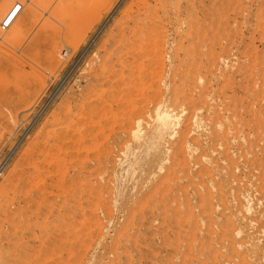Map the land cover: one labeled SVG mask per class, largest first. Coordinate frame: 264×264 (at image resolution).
Segmentation results:
<instances>
[{
  "label": "rangeland",
  "instance_id": "obj_1",
  "mask_svg": "<svg viewBox=\"0 0 264 264\" xmlns=\"http://www.w3.org/2000/svg\"><path fill=\"white\" fill-rule=\"evenodd\" d=\"M101 1L0 0V264H264V0Z\"/></svg>",
  "mask_w": 264,
  "mask_h": 264
},
{
  "label": "bare ground",
  "instance_id": "obj_2",
  "mask_svg": "<svg viewBox=\"0 0 264 264\" xmlns=\"http://www.w3.org/2000/svg\"><path fill=\"white\" fill-rule=\"evenodd\" d=\"M4 1H6V0H4ZM100 1H101V0H100ZM137 1H138V0H137ZM139 1H140L141 4H142V2H143L144 0H143V1H142V0H139ZM145 1H147V0H145ZM145 1H144V2H145ZM155 1L158 2V3H156V4H159L162 8H163V6H166V5H167V4H166V1H164V0H154V2H155ZM163 1H164V2H163ZM20 2H21V0H20ZM34 2H35V1H34ZM91 2H92V1H91ZM98 2H99V1H98ZM101 2H102V1H101ZM150 2H151V1H150ZM22 3H23V2H21V4H22ZM35 3L37 4V2H35ZM38 3H39V2H38ZM41 3H42V2H41ZM86 3H87V2H86ZM152 3H153V2H152ZM90 4H91V3H90ZM98 4H99V3H98ZM141 4H140V5H141ZM29 5H30V4H29ZM32 5H33V3H32ZM81 5H82V4H81ZM95 5H96V3H95ZM135 5H136V4H135ZM168 5H169V3H168ZM170 5H171V3H170ZM14 6H15V5H14ZM36 6H37V5H36ZM83 6H84V5H83ZM143 6H144V5H143ZM171 6H172V5H171ZM15 7H16V6H15ZM15 7H14V8H15ZM41 7H42V6H41ZM129 7H130V6H129ZM131 7H133V6L131 5ZM131 7H130V10H131ZM135 7H138V6H135ZM139 7H140V6H139ZM146 7H147V6H146ZM14 8H13V9H14ZM34 8H35V7H34ZM79 8H80V7H79ZM79 8H78V9H79ZM84 8H85V7H84ZM158 8H159V7H158ZM158 8H157V9H158ZM170 8H171V7H170ZM13 9H11V10H13ZM32 9H33V8H32ZM82 9H83V8H82ZM128 9H129V8H128ZM128 9H127V10H128ZM159 9H160V8H159ZM33 10H34V9H33ZM44 10H45V9H44ZM85 10H86V9H85ZM98 10H99V9H98ZM146 10H147V9H146ZM162 10H165V9H162ZM176 10H177V9H176ZM34 11H35V10H34ZM89 11H90V10H89ZM92 11H93V10H92ZM95 11H96V10H95ZM131 11H137V9H136V10H133V9H132ZM154 11H155V10H154ZM159 11H160V10H159ZM180 11H181V10H180ZM2 12H3V11H2ZM21 12H22V11H21ZM30 12H31V11H30ZM81 12H82V11H81ZM149 12H150V11H149ZM161 12H162V11H161ZM178 12H179V11H178ZM14 13H15V12H14ZM32 13H33V12H32ZM131 13H132V12H131ZM136 13H137V12H136ZM158 13H159V12H158ZM85 14H86V13H85ZM92 14L94 15V13H92ZM95 14H97V13H95ZM133 14H134V12H133ZM137 14H138V13H137ZM137 14H136V15H137ZM140 14H141V13H140ZM140 14H139V15H140ZM154 14H155V13H154ZM166 14L169 15L167 12H166ZM82 15H83V13H82ZM93 15H92V16H93ZM128 15H129V14H128ZM131 15H132V14H131ZM139 15H138V16H139ZM167 15H166V16H167ZM76 16H77V15H76ZM84 16H85V15H84ZM90 16H91V15H90ZM141 16H142V15H141ZM141 16H140V18H141ZM77 17H78V16H77ZM127 17H128V16H127ZM134 17H135V16H134ZM131 18H132V16H131ZM142 18H143V17H142ZM73 19H74V18H73ZM83 19H84V18H83ZM152 19H153V18H152ZM91 20H92V19H91ZM91 20H90V22H91ZM122 20H123V19H122ZM141 20H142V19H141ZM150 20H151V19H150ZM154 20H155V18H154ZM73 21H74V20H73ZM81 21H82V20H81ZM84 21H85V19H84ZM127 21H129V20H127ZM127 21H126V23H127ZM131 21H134V19L131 20ZM136 21H137V20H136ZM139 21H140V20H139ZM82 22H83V21H82ZM150 22H151V21H150ZM88 23H89V22H88ZM122 23H123V22H122ZM126 23H125V24H126ZM139 23H141V22H139ZM151 23H152V22H151ZM154 23H155V22H154ZM74 24H75V23H74ZM83 24H84V23H83ZM123 24H124V23H123ZM128 24H129V23H128ZM135 24H137V23H135ZM142 24H144V23H142ZM146 24H148V23H146ZM149 24H150V23H149ZM129 25H130V24H129ZM129 25H128L127 27H129ZM118 26H119V25H118ZM125 26H126V25H125ZM125 26H124V27H125ZM131 26H132V25H131ZM134 26H135V25H134ZM134 26H133V27H134ZM148 26H149V25H148ZM72 27H73V26H72ZM136 27H137V25H136ZM138 27L140 28V26H138ZM75 28H76V27H75ZM119 28H121V27H119ZM125 28H126V27H125ZM148 28H149V27H148ZM148 28H146V29H148ZM117 29H118V28H117ZM127 29H128V28H127ZM131 29H132V28H131ZM137 29H138V28H137ZM142 29H143V28H142ZM119 30H121V29H119ZM125 30H126V29H125ZM125 30H124V31H125ZM132 30H133V29H132ZM117 31H118V30H117ZM117 31H116V34H119ZM135 31H136V30H135ZM138 31H140V30H138ZM138 31H137V32H138ZM147 31H148V30H147ZM121 33H123V32L120 31V34H121ZM127 33H128V32H127ZM129 33H130V29H129ZM138 33H139V32H138ZM138 33H137V34H138ZM146 33H147V32H146ZM131 34H132V32H131ZM149 34H151V33H149ZM124 35H125V37H126V34H124ZM124 35H123V36H124ZM134 35H135V34H134ZM142 35H143V34H142ZM147 35H148V34H147ZM131 36H132V35H130V37H131ZM138 36H139V35H138ZM84 37H85V36H84ZM115 37H116V36H115ZM135 37H137V35H136ZM147 37H149V36H147ZM150 37H152V36H150ZM78 38H79V37H78ZM122 38H123V37H122ZM126 38H128V35H127ZM137 38H138V37H137ZM111 39H113V37H111ZM133 39H134V38H132V40H133ZM135 39H136V38H135ZM114 40H115V39H114ZM117 40H118V39H117ZM125 40L127 41L128 39H125ZM132 40H130V42H131ZM138 40L141 41V43L144 42V41L142 40V38H138ZM60 41H61V40H60ZM119 41H120V40H118V42H119ZM134 41H135V40H134ZM134 41H133V42H134ZM139 41H138V42H139ZM142 41H143V42H142ZM111 42H112V41H111ZM115 42L117 43V41H114V43H112L114 46H115V44H116ZM121 42H122V41H121ZM121 42H119V43H121ZM128 42H129V41H128ZM128 42H127V43H128ZM79 43H80V42H79ZM125 43H126V42L124 41V44H125ZM131 43H132V42H131ZM72 44H73V43H72ZM144 44H145V43H144ZM147 44H148V43H147ZM56 45H57V44H56ZM76 45H78V44L76 43ZM117 45H119V44H117ZM134 45H135V44H134ZM137 45H138V44H137ZM137 45H135V46H137ZM114 46H113V47H114ZM120 46H121V45H120ZM120 46H118V47H120ZM122 46H123V45H122ZM122 46H121V47H122ZM135 46L133 47V45H132V48H135ZM140 46L142 47V44H141ZM140 46H139V48H140ZM59 47H60V46H59ZM74 47H75V46H74ZM113 47H112V48H113ZM124 47H126V46H124ZM128 47H129V46H127V48H128ZM130 47H131V46H130ZM139 48L137 47V50L140 51L141 48H140V49H139ZM146 48H147V47H146ZM74 49H75V48H74ZM59 50H60V49H59ZM115 50H116V49H114V51H113L114 53H113V54H116ZM131 50H132V49H131ZM133 50H135V49H133ZM137 50H136V53H138ZM107 51H109L108 54H110L111 49H110V50H107ZM116 51L118 52V50H116ZM122 51H123V50H122ZM144 51H146V50L144 49ZM131 52H132V51H131ZM131 52H130V54H131ZM133 52H134V51H133ZM133 52H132V53H133ZM142 52H143V50H142ZM124 53H126V52H124ZM124 53H121V54H123V56H124ZM130 54H129V55H130ZM140 54H141V53H140ZM104 55H105V54H104ZM116 55H117V54H116ZM126 55H127V54H126ZM126 55H125V56H126ZM136 55H137V54H136ZM138 55H139V54H138ZM138 55H137V56H138ZM108 56H110V55H108ZM120 56H121V57H120ZM137 56H136V57H137ZM110 57H115V56H110ZM117 57L124 58V57H122V55H119V56H117ZM129 57H130V56H128V58H129ZM141 57H142V56H141ZM104 58H107V56H104ZM125 58H127V57H125ZM138 58H140V57H138ZM109 59H110V58H109ZM109 59L107 58V60H109ZM111 59H112V58H111ZM118 59H119V58H118ZM133 59H134V58H133ZM103 60H104V59H103ZM115 60H116V59H115ZM115 60H114V61H115ZM135 60H136V59H134V61H135ZM137 60H138V59H137ZM112 61H113V60H112ZM116 61H118L117 63H118V65H119V64H120V63H119V60H116ZM116 61H115V62H116ZM125 61H127V60H125ZM115 62H113V63H115ZM136 62H137V61H136ZM138 62H139V60H138ZM105 63H106V61H105ZM109 63H110V62H109ZM122 63H124V62H122ZM134 63H135V62H134ZM130 64H131V63H130ZM101 65H102V63H101ZM107 65H108V63H107ZM120 65H121V64H120ZM105 66H106V65H105ZM122 66H124V65H122ZM128 66H130V65H128ZM100 67H101V66H100ZM119 67H120V66H119ZM102 68H104V66L101 67V68H99V69L101 70ZM109 68H111V67L109 66ZM112 68H113V67H112ZM121 68H123V67H121ZM129 68H130V67H129ZM99 69H97V70H99ZM104 69H105V68H104ZM104 69H103V70H104ZM106 69H107V66H106ZM113 69H114V70H117L116 68H113ZM123 69H124V68H123ZM126 69H127V68H126ZM127 70H129V69H127ZM111 71H113V70H111ZM118 71H119V69H118ZM120 71L122 72L121 69H120ZM100 72H101V71H100ZM104 72H105V71H103V73H104ZM107 72H108V71H107ZM107 72H106V73H107ZM113 72L115 73V72H117V71H113ZM129 72H130V71H129ZM110 73H112V72H110ZM114 73H112V74L115 75ZM117 73H119V72H117ZM126 74H128V73H126ZM95 75H96V74H95ZM95 75H94V76H95ZM101 75H103V74H101ZM120 75H121L120 77H121V79H122V78H123V77H122L123 73H122V74L120 73ZM128 75H129V74H128ZM130 75H132V74H130ZM118 76H119V74L116 75V77H113V76H112V78L115 79V78H117ZM124 76H127V75H124ZM100 77H101V76H100ZM100 77H99V78H100ZM120 77H119V78H120ZM96 78H97V77H96ZM103 78H104V76L102 77V79H103ZM124 78H125V77H124ZM127 78H130V77L128 76ZM105 79H106V77H105ZM107 79H108V78H107ZM112 80H113V79H112ZM122 80H123V79H122ZM102 81H103V80H102ZM113 81L115 82V80H113ZM116 81H117V80H116ZM120 81H121V80H120ZM108 82H109V80H108ZM124 82H125V80H124ZM124 82L122 81V84H123ZM98 83H100V82H98ZM111 83H112V82H111ZM115 83H116V85H118L117 82H115ZM100 84H101V83H100ZM122 84H121V86H122ZM108 85H110V83H108ZM111 85H112V84H111ZM123 85H124V84H123ZM97 87H98V86H97ZM110 87H112V86H110ZM115 87H116V86H115ZM115 87H114V89H115ZM94 88H95V87H94ZM106 88H107V87H106ZM106 88H105V89H106ZM108 88H109V86H108ZM92 89H93V88H92ZM101 89H102V88L100 87V91H102ZM110 89H111V88H110ZM90 90H91V89H90ZM98 90H99V89H97V91H98ZM93 91L96 92V90H94V89H93ZM108 91H109V89H108ZM115 91H116V90H115ZM95 92H94V93H93V92H90V93H92V94H97V93H95ZM109 92H110V91H109ZM84 93H85V92H84ZM88 93H89V92H88ZM111 93H112V92H111ZM92 94H91V95H92ZM107 94H108V93H107ZM152 95H153V94H151V97H152ZM154 95H155V94H154ZM88 96H89V95H88ZM94 96H96V95H93V97H94ZM89 97H90V96H89ZM97 97H98V95H97ZM151 97H150V98H151ZM155 97H156V96H155ZM155 97H154V98H155ZM87 98H88V97H87ZM154 98H152V99H154ZM97 99H98V98H97ZM97 99H94V100H97ZM152 99H151V100H152ZM87 100H88V99H87ZM89 100H91V98H90ZM148 100H149V98H148ZM151 100H150V101H151ZM97 101H99V100H97ZM100 101H101V99H100ZM102 101H103V98H102ZM152 101H153V100H152ZM152 101H151V102H152ZM159 101H160V100H159ZM87 102H88V101H87ZM104 102H105V101H103L102 103H104ZM156 102H157V101H156ZM99 103H100V102H99ZM99 103H98V104H99ZM102 103H100V104H102ZM105 103H106V102H105ZM152 103H153V102H152ZM98 104L95 103V105H98ZM154 104H155V103H154ZM79 105H80V104H79ZM84 105H85V104H84ZM93 106H94V104H93ZM81 107H82V106H81ZM98 107H99V105H98ZM145 107H146V106H145ZM89 108H90V107H89ZM99 108H100V107H99ZM83 109H84V108H83ZM89 110H90V109H89ZM99 110H100V109H99ZM78 111H79V109H78ZM85 111H86V110H85ZM87 111H88V110H87ZM92 111H93V110H92ZM140 111H141V110H140ZM143 111H145V110H143ZM90 112H91V111H90ZM94 112H95V110H94ZM152 112H153V111H152ZM87 113H88V112H87ZM91 113H92V112H91ZM91 113H90V114H91ZM137 113L139 114L138 116H140V113H139V112H137ZM83 114H84V113H83ZM92 114H95V113H92ZM134 114H135V113H134ZM134 114H133V115H134ZM80 115H81V114H80ZM96 115H97V114H96ZM96 115H92V116H96ZM84 116H85V115H84ZM84 116H83V117H84ZM90 116H91V115H90ZM100 116H101V115H100ZM134 116H135V115H134ZM141 116H142V114H141ZM97 117H98V116H97ZM129 117H130V116H129ZM86 118H87V117H86ZM90 118H91V117H90ZM134 118L136 119L137 117H134ZM131 119H132V118H131ZM131 119L129 120V123H127V124L131 125L130 123L133 122V120L131 121ZM142 119H143V118H142ZM72 120H73V119H72ZM74 120H78V119H74ZM88 120H89V119H88ZM91 120H92V119H91ZM126 120H127V118H126ZM80 121H81V120H80ZM82 121H83V120H82ZM89 121H90V120H89ZM130 121H131V122H130ZM157 121H158V123H159V127H160L162 130H168V129L171 127L172 123H173V121H172V115H171V113H170L169 111H164V112L158 114V116H157ZM71 122H72V121H71ZM93 122H94V121H93ZM58 123H59V122H58ZM77 123H78V122H77ZM77 123H76V124H77ZM79 123H81V122H79ZM82 123H83V122H82ZM95 124H96V123H95ZM132 124H133V123H132ZM70 125H71V124H70ZM77 125H78V124H77ZM84 125H85V124H84ZM90 125H91V124H90ZM96 125H97V124H96ZM133 125H134V124H133ZM133 125H132V126H133ZM57 126H58V125H57ZM66 126H67V125H66ZM66 126H65V127H66ZM72 126H73V125H71V127H72ZM80 126H81V125H80ZM88 126H89V125H88ZM77 128H78V127H77ZM81 128H82V127H81ZM72 129H73V128H72ZM100 129H101V128H100ZM98 130H99V128H98ZM78 132H80V131L78 130ZM96 132H98V131L96 130ZM96 132H95V133H96ZM99 132H101V131H99ZM99 132H98V133H99ZM70 133H72V132H70ZM73 133H76V130H75V132H73ZM80 134H81V133H80ZM91 135H92V134H91ZM82 136H83V135H82ZM64 137H65V136H64ZM73 137H74V136H73ZM79 137H80V135H79ZM83 137H84V136H83ZM86 138H87V137H86ZM86 138H85V139H86ZM65 140H66V139H65ZM70 140H71V139H70ZM63 141H64V140H63ZM52 142H53V141H52ZM83 143H84V142H83ZM55 144H56V143H55ZM73 144H74V143H73ZM57 145H58V144H57ZM77 145H78V144H77ZM63 146H65V145H63ZM57 147H58V146H57ZM57 147H56V149H57ZM82 147H84V146H82ZM76 149H77V148H76ZM73 150H74V149H73ZM56 152H57V151H56ZM66 152H67V151H66ZM79 152H80V151H79ZM56 154H57V153H56ZM56 154H55V156H56ZM47 156H48V154H47ZM53 156H54V154H53ZM55 156H54V157H55ZM57 156H58V154H57ZM57 156H56V157H57ZM76 156H78V154H76ZM49 157H50V156H49ZM56 157H55V158H56ZM58 157H59V156H58ZM52 158H53V157H52ZM81 158H82V157H81ZM50 159H51V158H50ZM58 159H59V158H58ZM91 159H92V158H91ZM91 159H90V160H91ZM83 160H84V159H83ZM85 160H86V159H85ZM93 160H94V158H93ZM96 160H97V159H96ZM51 161H52V160H51ZM88 161H89V159H88ZM45 162H46V161H45ZM64 162H65V161H64ZM96 162H97V161H96ZM52 163H53V162H52ZM79 163H80V162H79ZM43 164H44V163H43ZM48 164H50V161H49ZM64 164H65V163H64ZM85 164H87V163H85ZM96 164H97V163H96ZM40 165H41V164H40ZM50 165H52V164H50ZM57 165H59V164H57ZM76 165H77V164H76ZM88 165H89V164H88ZM48 166H49V165H48ZM39 167H40V166H39ZM51 167H52V166H50V168H51ZM36 168H37V167H36ZM56 169H57V168H55V170H56ZM62 169H63V167H62ZM65 170H66V169H65ZM67 170H68V169H67ZM59 171H60V170H59ZM61 171H63V170H61ZM78 171H79V170H78ZM78 171H77V173H78ZM87 171H88V170H87ZM39 172H41V171H39ZM49 172H51V170H50ZM79 172H82L81 169H80ZM85 172H86V171H85ZM47 173H48V172H47ZM58 173H59V172H58ZM60 173H61V172H60ZM77 173H74V175L77 174ZM88 173H89V172H88ZM61 174H63V173H61ZM65 174H66V173H65ZM67 174H68V173H67ZM78 174H79V173H78ZM80 174H81V173H80ZM89 174H90V173H89ZM89 174H88V175H89ZM35 175H36V174H35ZM49 175H50V173H49ZM52 175H53V174H52ZM58 175H59V174H58ZM33 176H34V175H32V179H33ZM50 176H51V175H50ZM76 176L78 177V175H76ZM68 177H70V176H68ZM68 177H67V179H68ZM74 177H75V176H74ZM74 177H72V175H71V178H74ZM77 177H76V178H77ZM88 177H89V176H88ZM35 178L37 179L38 176L35 177ZM35 178H34V179H35ZM55 178H56V177H55ZM60 178H61V177H60ZM60 178H59V179H60ZM79 178H80V176H79ZM34 179H33V180H34ZM36 179H35V180H36ZM40 179H41V178H40ZM48 179H49V178H48ZM51 179H52V178H51ZM77 179H78V178H77ZM37 180H38V179H37ZM49 180H50V179H49ZM60 180H63V182H64V178H63V179H60ZM60 180L58 181V180L56 179V182H57V181H58V182H62V181H60ZM72 181H73V180H72ZM84 181H85V180H84ZM29 182H30V181H29ZM35 182H36V181H35ZM45 182H46V181H45ZM52 182H53V181H52ZM33 183H34V182H33ZM36 183H38V181H37ZM67 183H68V182H67ZM75 183H76V182H75ZM78 183H82V182L79 180ZM78 183H77V184H78ZM85 183H86V182H85ZM39 184H40V181H39ZM45 184H46V183H45ZM45 184H43V185H45ZM62 184H63V183H62ZM69 184H70V183H69ZM34 185H35V183H34ZM37 185H38V184H37ZM53 185H54V184H53ZM58 185H59V184H58ZM58 185H57V186H58ZM86 185H87V184H86ZM32 186H33V185H32ZM35 186H36V185H35ZM35 186H34V187H35ZM47 186H48V185H47ZM49 186H50V185H49ZM76 186H78V185H76ZM27 187H28V186H27ZM54 187H55V186H54ZM59 187H60V185H59ZM59 187H58V188H59ZM69 187H70V186H69ZM79 187H81V186L79 185ZM101 187H102V186H101ZM28 188H29V187H28ZM36 188H37V187H36ZM60 188H61V187H60ZM82 188H83V187H82ZM33 189H34V188H33ZM48 189H49V188H48ZM67 189H68V186H67ZM75 189H76V188H75ZM64 190H65V189H64ZM83 190H85V189L83 188ZM83 190H82V191H83ZM86 190H89V187L86 188ZM93 190H94V189H93ZM93 190H92V191H93ZM95 190H96V189H95ZM95 190H94V191H95ZM28 191H29V190H28ZM30 191H31V189H30ZM32 191H33V190H32ZM36 191H37V190H36ZM36 191H33V192H36ZM67 191H68V190H67ZM90 191H91V189H90ZM25 192H26V191H25ZM62 192H63V191H62ZM62 192H61V193H62ZM64 192H66V191H64ZM70 192H71V189H70ZM72 192H73V190H72ZM83 192H84V191H83ZM86 192H87V191H85V194H86ZM96 192H97V191H95V193H96ZM99 192H100V191H99ZM38 193H39V191H38ZM45 193H46V192H45ZM47 193H48V192H47ZM56 193H57V192H56ZM74 193H76V192H74ZM87 193H88V192H87ZM6 194H7V195L9 194V193H8V187H7V185H4V186L0 187V243L3 244V242H6V244H7L8 247H9V246L11 245V242H12V236H13V232H14V229H15V226H16V225H15V220H14V207H13L14 204L11 203V204L8 205L7 207L3 206V204H2V201L4 200ZM42 194H43V193H42ZM66 194H67V192H66ZM77 194H78V193H76V195H77ZM83 194H84V193H83ZM26 195H27V193H26ZM35 195H36V194H35ZM45 195H46V194H45ZM59 195H60V194H59ZM69 195H71V193H69L68 196H69ZM87 195H88V194H87ZM90 195H91V194H90ZM90 195H89V196H90ZM27 196H29V195H27ZM39 196H40V195H39ZM46 196H47V195H46ZM52 196H53V195H52ZM83 196H84V195H83ZM93 196H95V195H93ZM6 197H7V196H6ZM36 197H37V196H36ZM54 197H55V196H54ZM63 197H64V196H63ZM65 197H67V196L65 195ZM76 197H78V196H76ZM68 198H70V196H69ZM68 198H67V199H68ZM73 198H74V197H73ZM17 199H18V198H17ZM19 199H20V198H19ZM43 199H44V198H43ZM61 199H63V198H61ZM61 199H60V200H61ZM80 199H81V197H80ZM91 199H93V197H91ZM60 200H59V201H60ZM81 200H84V199H81ZM87 200H88V199H87ZM77 201H79V198L77 199ZM85 201H86V199H85ZM89 201H91V200H88V202H89ZM32 202H33V201H32ZM64 202H65V201H64ZM75 202H76V201H75ZM17 203H18V202H17ZM22 203H23V202H22ZM26 203H27V202H26ZM47 203H48V201H47ZM60 203H61V202H60ZM67 203H68V202H67ZM67 203H66V204H67ZM80 203H81V201H80ZM82 203H84V202H82ZM33 204H34V203H33ZM43 204H44V203H43ZM66 204H65V205H66ZM73 204H74V203H73ZM76 204H77V202H76ZM76 204H75V207H77ZM78 204H79V203H78ZM87 204H89V203H87ZM27 205H28V203H27ZM51 205H52V204H51ZM91 205H92V204H91ZM66 206H68V204H67ZM73 206H74V205H73ZM78 206H79V205H78ZM81 206H82V205H81ZM17 207H20V206L17 205ZM38 207H39V206H38ZM42 207H43V206H42ZM58 207H60V206H58ZM61 207H62V206H61ZM69 207H70V205H69ZM75 207H74V208H75ZM90 207H91V206H90ZM25 208H26V207H25ZM82 208H83V207H82ZM49 209H50V208H49ZM56 209H57V208H56ZM58 209H59V208H58ZM67 209H68V208H67ZM67 209H66V211H68ZM70 209H71V208H70ZM87 209H88V208H87ZM91 209H92V207H91ZM26 210H27V209H26ZM53 210H54V209H53ZM59 210H60V209H59ZM64 210H65V208H64ZM72 210H73V209H72ZM72 210H70V211H72ZM78 210H79V209H78ZM16 211H17V210H16ZM21 211H22V209H21ZM73 211H74V210H73ZM80 211H81V209H80ZM26 212H27V211H26ZM62 212H63V211H62ZM15 213H16V212H15ZM17 213H18V212H17ZM43 213H44V212H43ZM56 213H57V211H56ZM64 213H65V212H64ZM75 213H76V212H75ZM24 214H27V213H24ZM79 214L81 215L80 212H79ZM19 215H20V214H19ZM19 215H18V216H19ZM22 215H23V213H22ZM44 215H45V214H44ZM61 215H62V214H61ZM67 215H68V213H67ZM75 215H76V214H75ZM82 215H83V214H82ZM91 215L94 216L93 214H91ZM25 216H27V215H25ZM46 216H47V215H46ZM21 217H23V216H21ZM51 217H52V216H51ZM61 217H62V216H61ZM63 217H64V214H63ZM78 217H79V215H78ZM15 218H17V216H16ZM23 218H24V217H23ZM68 218H69V217H68ZM68 218H67V219H68ZM83 218H84V217H83ZM83 218H82V219H83ZM89 218H91V217L89 216ZM2 219H3V222H2ZM28 219H29V218H28ZM53 219H55V218L53 217ZM65 219H66V218H65ZM69 219H70V218H69ZM80 219H81V218H80ZM92 219H93V218H92ZM92 219H91V222H92ZM43 220H44V219H43ZM46 220H47V219H46ZM59 220H61V219H59ZM59 220H57V221H59ZM70 220H71V219H70ZM85 220H86V218H85ZM87 220H88V218H87ZM51 221H52V220H51ZM80 221H81V220H80ZM19 222H21V221H19ZM49 222H50V221H49ZM62 222H63V221H62ZM67 222H68V221H67ZM70 222H71V221H70ZM82 222H83V220H82ZM87 222H88V221H87ZM38 223H39V222H38ZM43 223H45V221H44ZM68 223H69V222H68ZM73 223H75V222L73 221ZM78 223H79V222H78ZM18 224H19V223H18ZM20 224H21V223H20ZM36 224H37V223H36ZM45 224H46V223H45ZM86 224H88V223H86ZM89 224H90V223H89ZM52 225H53V224H52ZM63 225H64V223H63ZM26 226H27V225H26ZM46 226H47V225H46ZM61 226H62V225H61ZM20 227H21V226H20ZM42 227H43V226H42ZM44 227H45V226H44ZM64 227H65V226H64ZM64 227H63V228H64ZM67 227H68V226H67ZM71 227L73 228V225H72ZM87 227H88V226H87ZM18 228H19V227H18ZM21 228H23V227H21ZM35 228H36V226H35ZM39 228H40V227H39ZM50 228H51V227H50ZM51 229H52V228H51ZM51 229H50V231L54 233L55 231H54V230L52 231ZM61 229H62V228H61ZM68 229H69V228H68ZM74 229H75V228H74ZM88 229H90V228H88ZM27 230H28V229H27ZM43 230H44V229H43ZM46 230H47V229H46ZM48 230H49V228H48ZM64 230H65V229H64ZM70 230H71V228H70ZM81 230H82V229H81ZM40 231H41V230H40ZM62 231H63V230H62ZM15 232H16V231H15ZM20 232H21V231H20ZM63 232H64V231H63ZM70 232H72V230H71ZM70 232H69V234H70ZM75 232H76V231H75ZM75 232H74V233H75ZM18 233H19V232H18ZM53 233H52V234H53ZM56 233H57V232H56ZM76 233H78V232H76ZM79 233H80V231H79ZM89 233H90V232H89ZM22 234H23V232H22ZM40 234H41V233H40ZM66 234H67V233H66ZM29 235H30V234H29ZM41 235H42V234H41ZM41 235H40V237H41ZM49 235H50V234H49ZM63 235H64V234H63ZM72 235H73V234H72ZM89 235H90V234H89ZM18 236H19V235H17V237H18ZM44 236H45V235H44ZM46 236H47V235H46ZM56 236H57V235H56ZM59 236H60V235H59ZM70 236H71V235H70ZM20 237H21V233H20ZM51 237H53V236H51ZM36 238H37V237H36ZM43 238H45V237H43ZM20 239H21V238H20ZM41 239H42V238H41ZM52 239H53V238H52ZM58 239H60V237H59ZM72 239H73V238H72ZM18 240H19V239H18ZM24 240H25V239H24ZM45 240H46V239H45ZM66 240H67V239H66ZM39 241H40V239H39ZM39 241H38V242H39ZM64 241H65V240H64ZM29 242H30V241H29ZM55 242H56V241H55ZM62 242H63V241H62ZM42 243H43V242L38 243V244H42ZM52 243H53V242H52ZM73 243H74V242H73ZM55 244H56V243H55ZM43 245H44V244H43ZM50 245H52V244H50ZM69 245H70V244H69ZM29 246H30V245H29ZM44 246H45V245H44ZM55 246H56V245H55ZM61 246H62V245H61ZM67 246H68V245H67ZM70 246H71V245H70ZM40 247H42V246H40ZM74 247H75V246H74ZM47 248H48V247H47ZM66 248H67V247H66ZM72 248H73V245H72ZM27 249H28V248H27ZM31 249H32V248H31ZM50 249H51V248H50ZM62 250H63V248H62ZM42 251H43V250H42ZM48 251H49V250H48ZM25 252H26V251H25ZM40 252H41V251H40ZM26 253H27V252H26ZM54 256H55V255H54ZM17 258H18V257H17ZM19 259H20V258H19ZM15 261H16V259H15ZM15 261H14V262H15ZM17 262H18V261H17ZM17 262H16V263H17ZM20 262H21V261H20ZM23 262H24V261H23ZM25 262H26V261H25ZM55 264H56V263H55Z\"/></svg>",
  "mask_w": 264,
  "mask_h": 264
},
{
  "label": "built area",
  "instance_id": "obj_3",
  "mask_svg": "<svg viewBox=\"0 0 264 264\" xmlns=\"http://www.w3.org/2000/svg\"><path fill=\"white\" fill-rule=\"evenodd\" d=\"M22 6H23L22 4L17 3L15 10H14L15 13H11L9 17H7L6 19H4V21H2L1 23L2 30L7 31L11 28L13 20L15 19V16L21 10ZM0 132H1V124H0Z\"/></svg>",
  "mask_w": 264,
  "mask_h": 264
}]
</instances>
